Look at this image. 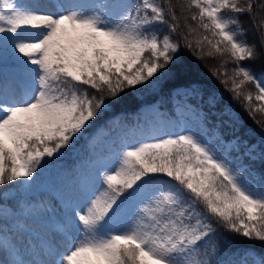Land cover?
I'll use <instances>...</instances> for the list:
<instances>
[{"label":"snow or ice","instance_id":"snow-or-ice-1","mask_svg":"<svg viewBox=\"0 0 264 264\" xmlns=\"http://www.w3.org/2000/svg\"><path fill=\"white\" fill-rule=\"evenodd\" d=\"M187 7L199 10L192 20L217 38L204 36L197 48L207 41L215 52L231 54L233 75L222 83L231 80L233 98L252 83L255 100L264 102V83L240 63L256 58L255 46L238 38L244 33L237 16L251 13L253 4L245 9L237 0H187ZM168 13L176 19L170 4ZM165 16L156 0L135 6L0 0V45L20 70L16 78H0V186L16 185L0 193V264H264V255L249 259L250 248L238 260L213 258L222 244L231 243L218 228L264 244V176L235 163L240 156L264 162V136L249 144L235 134L238 128L225 146L237 153L232 158L191 133L151 136L127 146L101 173V189L84 208L63 197L39 203L16 199L35 182L46 158L55 159L105 109L123 102L125 89L189 71L177 55L179 44L152 29ZM170 29L174 33L177 25ZM259 29L264 32V23ZM185 46L191 49L192 41L185 38ZM244 99L250 116L264 114V106H252L251 93ZM209 104H215L214 96ZM49 213L50 228L41 239L30 224ZM54 233L61 234L60 243Z\"/></svg>","mask_w":264,"mask_h":264},{"label":"trees","instance_id":"trees-1","mask_svg":"<svg viewBox=\"0 0 264 264\" xmlns=\"http://www.w3.org/2000/svg\"><path fill=\"white\" fill-rule=\"evenodd\" d=\"M104 2V0H92L91 4ZM108 3L126 2L135 6L140 0H107ZM238 6L247 8L249 3L253 4L251 13L245 11L237 16L236 13L225 10L226 16H237L239 27L244 35L238 37L246 41L249 45L255 46V59L244 60L240 63L244 67L251 68L254 75L260 77L264 68V32H261L259 25L264 23V0H237ZM165 9V23H157L152 29L162 38L170 35L173 42L179 44L177 54L180 62L189 70L184 76L178 79L171 77L153 78L151 84L137 85L133 89H125L123 102L118 106H110L98 116L89 127L78 134L71 146L64 149L55 159L46 158V162L34 174L35 182L27 189L17 192V200L25 199L29 202H48L56 197L75 200L80 207H86L87 202L93 197V189H101V173L112 168L122 149L138 142L149 139L151 136H162L158 134L161 130L162 121L173 119L175 127L180 128V133H191L205 141V135H218V139L223 138L230 141L234 135V129L239 131L236 135L247 139L249 144H258L264 136V114L257 111L253 116L246 110L247 102L244 95L252 94V106L262 107L264 104L255 100L258 90L255 84L244 85L242 95L239 99H234V93L229 91L232 87L231 80L227 86L222 81L233 75L235 62L228 51L217 53L207 43L202 41L200 48H197L196 40L208 36L213 42L217 39L210 32H205L198 27L199 21L192 20L193 15H198V9L187 7V0H156ZM169 4L176 19H172L168 13ZM183 5V7H182ZM177 25L176 31L171 32L170 26ZM233 30L236 26L233 25ZM193 32H189V29ZM185 38L192 41V47L185 46ZM221 48L225 45L221 44ZM19 55V54H16ZM150 53H145L144 58H150ZM227 73V76L222 73ZM214 73H216L214 75ZM20 75L13 54L3 45H0V78H16ZM240 78H237L239 80ZM88 90L89 95H99L94 89L88 86H81ZM180 88L191 89L192 95L187 96V101L194 106L195 116L201 115L200 119L195 117H185L179 120L180 110L185 108L184 102H175L174 97L180 96ZM215 97V104H209V97ZM181 104V106H180ZM185 105V106H184ZM189 106V105H188ZM231 112V117L226 113ZM153 131V135L148 136ZM218 132V133H217ZM177 134V133H175ZM173 135V134H172ZM213 147L228 154L229 158L237 156L233 150L225 146H220L216 142L217 137H210ZM226 144V143H225ZM237 165L250 166L256 173L264 176V162L260 160L252 161L247 156H240L235 160ZM167 179V178H163ZM15 184L0 186V193L15 189ZM200 207V206H198ZM202 210V208H201ZM57 215H59L57 213ZM51 214L42 217L30 224L31 230L39 237L42 233H47L50 224L47 223ZM218 235L228 236L230 244H222L221 251L213 258L221 262L240 259V253L245 248L258 255H264V244L258 241H244L241 237L227 233L223 228H218ZM61 235V234H60ZM35 240V237H32ZM25 239H28L26 236ZM38 242V241H37ZM211 250V245H209ZM250 259V258H249Z\"/></svg>","mask_w":264,"mask_h":264},{"label":"rangeland","instance_id":"rangeland-1","mask_svg":"<svg viewBox=\"0 0 264 264\" xmlns=\"http://www.w3.org/2000/svg\"><path fill=\"white\" fill-rule=\"evenodd\" d=\"M91 1L92 0H74V2L84 3L86 5H90L91 4ZM259 78L261 79V83H264V77H259ZM178 91H180L181 95L174 97L175 102H181V104H182V102H184V104L186 105L185 108H178V106H177V110H180L181 109L180 110L179 120H184L185 117H187V116L188 117H195L196 119H200L201 118V115H196L195 116L194 106H192L189 103L190 101L189 102L187 101V96H191L192 95L191 89H189V88L188 89H186V88H180V90H178ZM262 103L264 104V102H262ZM181 104H180V106H181ZM160 120L162 121V126H161L162 129L159 130L158 134H161V135H165V134L172 135V134H175V133L182 132V130L180 128L175 127V124L173 123L174 122L173 119H165L163 117H160ZM147 132H149L148 136H151L154 133L152 130L151 131L149 130ZM209 136L210 137H217L215 139H216V142L218 143V145H220V146L221 145L222 146H226L227 143L229 142V141H225L223 138L218 139L219 134L218 135L216 134L214 136H211V135H208L207 134V135H205V138H204L205 139V142L210 143L212 147H213V144L211 143ZM98 191H99V189H97L95 187L93 189V195L95 193H97ZM81 208H84V207L82 206ZM45 234L46 233H42L40 235V238L42 239L45 236ZM52 239L54 240V242L60 243V241L62 240V236L59 233H54ZM253 254L254 255H258L256 253H254L253 251H251V253L249 255L250 260H251V256ZM3 258L4 257L2 255H0V259H3Z\"/></svg>","mask_w":264,"mask_h":264}]
</instances>
